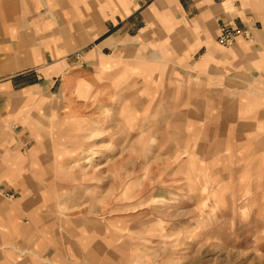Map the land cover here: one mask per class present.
Here are the masks:
<instances>
[{"label":"rangeland","instance_id":"1","mask_svg":"<svg viewBox=\"0 0 264 264\" xmlns=\"http://www.w3.org/2000/svg\"><path fill=\"white\" fill-rule=\"evenodd\" d=\"M68 63L54 84L57 166L43 179L58 181L63 200L59 264H264V159L259 167L245 156L253 148L245 141L261 134L263 122L240 118L252 111H237L238 96L217 105L214 91L186 95L211 89L209 80L191 77L194 67L164 64L159 78H147L123 64L128 94L120 93L125 79L118 75L111 96L94 97L86 77L78 78L89 66L84 50ZM50 98L49 109L56 104ZM201 100L211 112L193 109ZM231 106L237 123L224 117ZM252 121L255 133L241 125ZM18 197L0 184V198ZM13 247L17 260L31 257Z\"/></svg>","mask_w":264,"mask_h":264},{"label":"crops","instance_id":"2","mask_svg":"<svg viewBox=\"0 0 264 264\" xmlns=\"http://www.w3.org/2000/svg\"><path fill=\"white\" fill-rule=\"evenodd\" d=\"M222 26L246 29L251 37L238 36L222 47L217 43ZM77 50H84L89 63L78 78L86 77L94 97L111 96L107 89L117 76H128L125 65L150 73L147 78H159L164 64L174 70L190 66L198 72L191 77L209 80L211 89L191 88L186 95L214 91L217 105L224 95L238 96L237 111H252L240 118L264 125V0H0V184L19 196L12 202L0 198V264H59L63 200L58 181L43 179L57 166L52 151L59 143V86L54 84ZM119 88L128 94L126 79ZM49 95L51 101L56 97L50 109ZM193 109L211 112L213 106L201 100ZM233 109L224 117L237 123ZM48 114L56 119L52 125ZM255 124L241 125L255 133ZM263 125L260 135L245 141L253 146L246 158L260 160L259 167ZM14 245L32 251L31 257L17 260Z\"/></svg>","mask_w":264,"mask_h":264},{"label":"built area","instance_id":"3","mask_svg":"<svg viewBox=\"0 0 264 264\" xmlns=\"http://www.w3.org/2000/svg\"><path fill=\"white\" fill-rule=\"evenodd\" d=\"M238 36H243L247 40L251 37L250 33L246 29L241 30L238 28H222L217 39V43L221 46H229L235 41Z\"/></svg>","mask_w":264,"mask_h":264}]
</instances>
